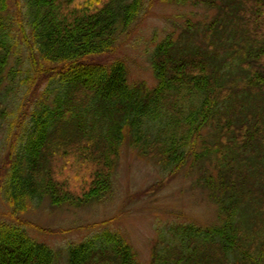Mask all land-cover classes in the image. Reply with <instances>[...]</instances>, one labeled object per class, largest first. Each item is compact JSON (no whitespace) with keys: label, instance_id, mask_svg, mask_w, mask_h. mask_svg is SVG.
I'll list each match as a JSON object with an SVG mask.
<instances>
[{"label":"trees","instance_id":"1","mask_svg":"<svg viewBox=\"0 0 264 264\" xmlns=\"http://www.w3.org/2000/svg\"><path fill=\"white\" fill-rule=\"evenodd\" d=\"M27 3L33 33L31 42L21 33L29 48L20 50L7 0H0V125L13 111L3 98L19 82L47 83L34 108L30 96L17 109L22 129L12 132L14 122L7 130L3 190L15 211L45 198L74 208L102 199L129 136L140 155L170 175L193 153L217 172L198 183L210 191L220 223L171 228L154 246L151 264H264V0L203 1L217 11L202 31L207 46L193 41L201 22L190 24L195 31L168 35L153 53V88L131 85L124 61L114 58L144 0ZM104 57L111 60H95ZM207 129L211 138L199 154ZM57 256L27 224L0 220V264H56ZM68 263L141 264L110 230L69 247Z\"/></svg>","mask_w":264,"mask_h":264},{"label":"rangeland","instance_id":"2","mask_svg":"<svg viewBox=\"0 0 264 264\" xmlns=\"http://www.w3.org/2000/svg\"><path fill=\"white\" fill-rule=\"evenodd\" d=\"M144 0L145 10L126 34L120 36L114 58L124 61L131 85L145 82L153 88L157 86L152 58L158 43L168 35L180 36L183 29L201 22L202 30L194 35L196 44L207 46L208 40L202 32L217 15L215 7L203 3L205 0ZM8 15L12 17L14 37L19 40L15 47L27 50L22 34L31 42L33 30L25 14L27 0H7ZM18 19V21H17ZM204 25V27H203ZM192 31H195L190 26ZM23 28L25 31H23ZM22 33V34H21ZM23 57L28 59L27 54ZM108 63L111 57L96 58ZM94 61V60H93ZM14 65L15 63L12 62ZM28 66V62L24 65ZM34 74L33 71H31ZM25 74L21 78H24ZM18 78L16 81H20ZM25 79V78H24ZM47 83L33 87L30 84L17 85V91L3 105L13 109L8 125H0V220L11 223H25L30 234L50 247L56 253V264L68 263V249L87 241L105 230L119 233L131 245L136 259L141 264H151L154 246H160L162 238L170 237L171 228L181 225L207 227L219 224L221 215L217 204L210 197V191L202 187L201 176L216 174L215 163L200 162L190 157L191 162L173 175L163 169L154 159L144 157L131 146L127 136L121 150V158L112 179L111 192L102 199L82 207L62 205L55 207L50 199L28 205L23 211H15L4 196L5 169L8 162L9 144L7 130L11 123L18 121L17 109L26 98H32V108L46 90ZM2 87H7L3 85ZM4 89V88H3ZM19 115V116H18ZM18 117V118H14ZM15 126L12 132L21 129ZM197 152L201 154V144L211 138L209 129L203 133ZM207 137V139H205ZM195 160V161H194ZM89 169V167H88ZM87 170V169H85ZM211 174V175H210ZM162 246V245H161Z\"/></svg>","mask_w":264,"mask_h":264}]
</instances>
